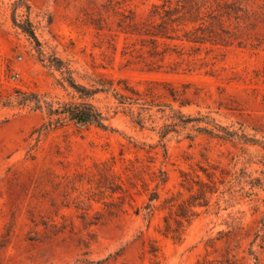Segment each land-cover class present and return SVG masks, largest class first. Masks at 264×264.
Masks as SVG:
<instances>
[{
  "label": "rangeland",
  "instance_id": "obj_1",
  "mask_svg": "<svg viewBox=\"0 0 264 264\" xmlns=\"http://www.w3.org/2000/svg\"><path fill=\"white\" fill-rule=\"evenodd\" d=\"M162 2L0 0V264H264V0L164 59L104 8Z\"/></svg>",
  "mask_w": 264,
  "mask_h": 264
},
{
  "label": "trees",
  "instance_id": "obj_2",
  "mask_svg": "<svg viewBox=\"0 0 264 264\" xmlns=\"http://www.w3.org/2000/svg\"><path fill=\"white\" fill-rule=\"evenodd\" d=\"M212 0H163L161 4H153L148 12L139 14L133 9L122 10L117 8L116 4L110 3L104 6L106 12H113L115 17H118L117 26L121 33L128 38H136L137 44H141L140 50H146L151 58L164 59L172 51L177 52L179 46L174 45L171 47V43L174 41L182 42V49L185 50L186 44H218L216 36L222 37L221 34H205L200 24H204V18H202V10L208 8L207 5ZM227 6V4H226ZM111 9V10H110ZM230 15V14H227ZM219 18V17H218ZM200 23V24H199ZM199 24V25H198ZM222 24V23H217ZM191 29H188L189 27ZM182 33V34H180ZM228 34V32H226ZM136 51L134 48L129 54L132 55ZM178 53V52H177ZM76 116V114H74ZM94 114L92 111H84L80 114L82 121L88 122L93 118ZM219 132L222 134H215L217 138L228 140L236 133L230 132L223 127L217 125ZM205 131L211 133L209 130ZM165 173H163L164 175ZM157 198H151V201ZM206 206L199 202L192 207ZM152 205H149L150 209ZM178 217L184 218L185 216L178 214ZM178 223H181L178 220ZM169 229H171L169 227ZM170 233L174 234V239H181V236L177 230H171ZM254 256L256 264H261L260 259L254 252H251ZM238 260L233 258H226L225 260L219 261V264H237ZM74 264H101V262H93L88 259L78 260Z\"/></svg>",
  "mask_w": 264,
  "mask_h": 264
}]
</instances>
